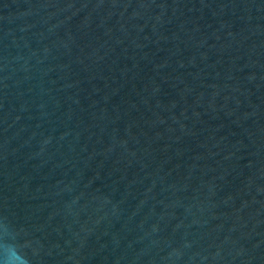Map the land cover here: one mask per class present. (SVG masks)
<instances>
[{
	"label": "water",
	"instance_id": "1",
	"mask_svg": "<svg viewBox=\"0 0 264 264\" xmlns=\"http://www.w3.org/2000/svg\"><path fill=\"white\" fill-rule=\"evenodd\" d=\"M0 235L264 264V0H0Z\"/></svg>",
	"mask_w": 264,
	"mask_h": 264
},
{
	"label": "clouds",
	"instance_id": "2",
	"mask_svg": "<svg viewBox=\"0 0 264 264\" xmlns=\"http://www.w3.org/2000/svg\"><path fill=\"white\" fill-rule=\"evenodd\" d=\"M0 264H30V259L12 243H6L0 235Z\"/></svg>",
	"mask_w": 264,
	"mask_h": 264
}]
</instances>
